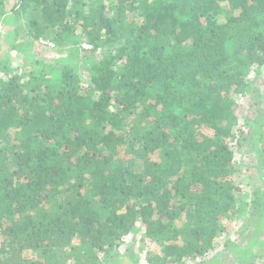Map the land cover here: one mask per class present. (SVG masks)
<instances>
[{"label":"trees","instance_id":"16d2710c","mask_svg":"<svg viewBox=\"0 0 264 264\" xmlns=\"http://www.w3.org/2000/svg\"><path fill=\"white\" fill-rule=\"evenodd\" d=\"M15 7L31 40L81 39L94 63L87 78L62 66L54 80L49 68L0 79V264H103L139 225L163 245L150 264L213 253L245 188L237 149L254 142L264 173V100L252 138L236 100L264 68V0Z\"/></svg>","mask_w":264,"mask_h":264},{"label":"rangeland","instance_id":"374dc122","mask_svg":"<svg viewBox=\"0 0 264 264\" xmlns=\"http://www.w3.org/2000/svg\"><path fill=\"white\" fill-rule=\"evenodd\" d=\"M15 4L16 0H8L7 14L0 20V79L6 80L10 74L21 71L39 73L49 68L55 71L44 72L54 80L55 73L62 66H74L87 78L86 68L94 60L84 64L85 53L82 50L90 49L89 46L84 47L81 39L78 44L72 43L65 48L43 46L39 41L31 40L29 18L27 15L18 17ZM9 11L12 13L9 14ZM213 19L223 23L227 18L221 15ZM14 30L21 34L17 41L10 38L9 31ZM45 40L51 43L49 39ZM16 45L23 47L18 52L9 49ZM77 53L81 54L80 57ZM250 80L253 82L251 89L238 94L236 100L243 107L240 110L241 130L247 131L252 138L251 123L263 115L260 110L264 100V68L252 70ZM253 144L248 141L236 151L245 188L239 195L237 210L220 224L215 251L201 260L187 259L180 264H264V173L260 175L254 167L258 155L249 152ZM257 188L262 191L260 196L255 195ZM177 227L184 228V222L179 220ZM152 255H163V245L148 238L144 228L139 225L121 245L111 250L103 264H150L149 258ZM25 257L31 259L34 255L28 252Z\"/></svg>","mask_w":264,"mask_h":264},{"label":"built area","instance_id":"2783aa9c","mask_svg":"<svg viewBox=\"0 0 264 264\" xmlns=\"http://www.w3.org/2000/svg\"><path fill=\"white\" fill-rule=\"evenodd\" d=\"M39 42H40V44L41 45H43V46H51V47H54V44L51 42H48L47 40H45V39H41V40H39Z\"/></svg>","mask_w":264,"mask_h":264}]
</instances>
